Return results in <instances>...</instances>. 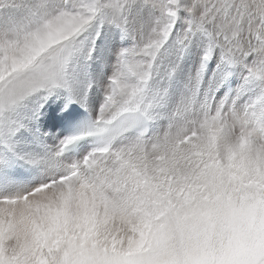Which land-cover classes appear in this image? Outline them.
Wrapping results in <instances>:
<instances>
[{
  "label": "snow or ice",
  "instance_id": "1",
  "mask_svg": "<svg viewBox=\"0 0 264 264\" xmlns=\"http://www.w3.org/2000/svg\"><path fill=\"white\" fill-rule=\"evenodd\" d=\"M0 264H264V0H0Z\"/></svg>",
  "mask_w": 264,
  "mask_h": 264
}]
</instances>
